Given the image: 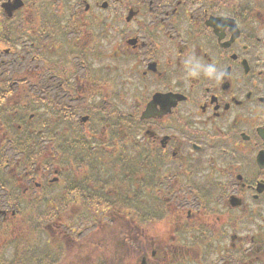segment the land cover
Instances as JSON below:
<instances>
[{
    "label": "flooded vegetation",
    "instance_id": "af4514ba",
    "mask_svg": "<svg viewBox=\"0 0 264 264\" xmlns=\"http://www.w3.org/2000/svg\"><path fill=\"white\" fill-rule=\"evenodd\" d=\"M0 264H264V0H0Z\"/></svg>",
    "mask_w": 264,
    "mask_h": 264
},
{
    "label": "rangeland",
    "instance_id": "374dc122",
    "mask_svg": "<svg viewBox=\"0 0 264 264\" xmlns=\"http://www.w3.org/2000/svg\"><path fill=\"white\" fill-rule=\"evenodd\" d=\"M43 238H45V237H43ZM9 256H11V253H10V255Z\"/></svg>",
    "mask_w": 264,
    "mask_h": 264
}]
</instances>
